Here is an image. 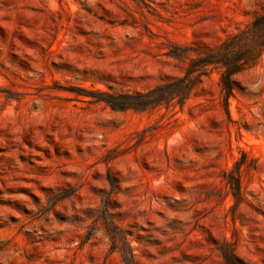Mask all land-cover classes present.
Returning <instances> with one entry per match:
<instances>
[{
    "label": "rangeland",
    "instance_id": "374dc122",
    "mask_svg": "<svg viewBox=\"0 0 264 264\" xmlns=\"http://www.w3.org/2000/svg\"><path fill=\"white\" fill-rule=\"evenodd\" d=\"M263 44L264 0H0V264H264Z\"/></svg>",
    "mask_w": 264,
    "mask_h": 264
},
{
    "label": "trees",
    "instance_id": "16d2710c",
    "mask_svg": "<svg viewBox=\"0 0 264 264\" xmlns=\"http://www.w3.org/2000/svg\"><path fill=\"white\" fill-rule=\"evenodd\" d=\"M255 25L259 26L261 24H255ZM262 47L264 48V44ZM239 63L240 62H235V64H232V66H228L226 72L224 73V75L222 77L223 83H224L225 87L229 90L230 93L233 90L232 76L241 70L242 64H239Z\"/></svg>",
    "mask_w": 264,
    "mask_h": 264
}]
</instances>
